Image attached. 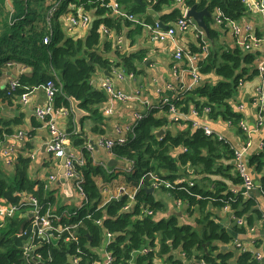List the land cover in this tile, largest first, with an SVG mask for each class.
I'll return each mask as SVG.
<instances>
[{
  "label": "trees",
  "instance_id": "1",
  "mask_svg": "<svg viewBox=\"0 0 264 264\" xmlns=\"http://www.w3.org/2000/svg\"><path fill=\"white\" fill-rule=\"evenodd\" d=\"M3 1L4 5L0 6V64L8 54H17L19 61L28 64L31 71L21 72L17 76V87L10 94L9 86L4 89L0 87V98L13 101L20 95L45 84L54 78L50 71L53 67L59 76V81L56 80L57 86L61 87V91L55 97V107L72 109L70 98H75L79 102V107L88 114L81 121L82 127L86 118H92L95 122L93 132L103 133L101 128L105 117L101 108L108 95L104 89L93 84L92 78L102 70L111 74L112 69L118 66H123L128 73L137 75L139 73L137 61L142 59L143 53L128 54L113 48L111 41L102 40L101 28L119 33L124 24L128 25L131 22L112 16L110 9L103 5L111 0H0L1 3ZM8 1L11 2L12 10L7 9ZM116 1L150 24H156V20L148 13L149 7L161 13V20L168 26L184 16L182 7L177 3L179 0H142L141 3L136 0ZM55 2L60 4L53 16L56 20V33L54 48L51 50V46L45 45L43 39L49 33V23L52 24L48 20V11ZM186 4L190 7L195 5L199 10L206 8L210 13L216 12L225 23L238 21L248 12L242 0H186ZM79 8L90 15L88 33L85 37H75L69 33L70 29L60 19L67 12L76 15ZM211 20V16H207L209 35L214 40L213 48L209 49L207 57L199 62L203 84L196 93L202 100L195 101V98L190 96L175 100V103L185 112H189L192 105L200 111L207 106L211 109L209 115L212 118H224L236 123L244 114L235 107L233 98L239 90L241 80L244 82L249 75H259L256 69L258 54L250 50L247 52L240 47L220 49L216 41L218 33L210 27ZM136 25L137 31H141L142 25ZM112 48L117 51L114 60L105 55L109 51L112 52ZM212 74L218 77L214 84L204 80ZM168 109L167 106L161 112L155 109L148 114L136 127L134 139L125 145H116L113 150L118 157H128L135 161L134 172L127 174L128 179L132 181H138L147 171H156L160 176L170 180L179 177L194 180L195 185L188 190L175 189L172 194L174 198L189 201L188 211L195 206L200 209L198 227L181 224L176 215L161 219L152 216L136 218L138 208L133 212L122 211L124 199H113L103 204V193L97 184L96 176H105L106 173L104 169L94 165L92 155L83 148L87 163L81 170L85 174L84 187L91 204L82 208L79 215L63 217L59 221L63 225H76L72 231L77 239L65 241V238L69 239L71 231H66L56 243L39 235L35 231L31 217L17 216L29 206L23 205L0 227V264H39L35 260L37 253H40L43 264H73L71 255L78 253V249L82 251L83 257L80 264H89L99 258L96 249L102 244L105 230L115 235L109 249L114 252L119 264H130L133 250L144 245L155 248L157 244L160 245L158 254L167 256L169 264L187 262L178 255L179 250L185 252L189 261L203 258L208 264H229L232 253H219L213 256L212 252L219 248L215 242L228 243L233 239V235L220 225L217 217L206 211L208 204L213 203L216 207H222L223 200L233 197L234 200L230 201L231 208L237 216L246 215L248 224L252 225L255 217L264 216L255 209L256 201L253 198L246 197L243 193L234 194L228 189L227 180L235 184L243 183L238 173H231L236 167L233 162L235 149L225 140L207 135L203 129L193 128L191 125L183 131L173 133L170 130L172 121ZM23 117L24 113L13 119L0 118V142L4 136L13 134L15 126L23 122ZM76 127L75 114L72 111L66 131L69 132L70 142L74 146L84 145L88 137L84 135L83 128L75 132ZM161 129H164V134L157 137L156 132ZM263 158L264 151L253 154L250 162L262 168ZM29 160L21 158L20 168L9 179L1 177L0 170V197L8 203L20 204L23 199L21 194L28 192L34 194L45 209L48 206L53 208L52 205H59L53 192L45 189L44 183H39L36 187L35 182L29 179L27 174ZM188 168L194 169V175L188 174ZM216 176L219 178H215ZM207 181L217 184V189L207 190L203 184ZM162 191L165 192L166 189ZM262 191L264 192V183ZM137 198L139 203L144 202L156 211L164 209L163 200L157 199L155 194L145 187L138 193ZM99 219H102V224L97 223ZM30 237L32 244L28 245ZM155 256L153 250L137 257L135 264H154ZM194 261L191 264H196ZM238 264H259V261L247 250L238 259Z\"/></svg>",
  "mask_w": 264,
  "mask_h": 264
},
{
  "label": "crops",
  "instance_id": "2",
  "mask_svg": "<svg viewBox=\"0 0 264 264\" xmlns=\"http://www.w3.org/2000/svg\"><path fill=\"white\" fill-rule=\"evenodd\" d=\"M261 5V10L252 9L248 11L250 14L243 16L240 20L236 21L240 30L236 31L232 23L221 24L216 21V13H211L212 20L210 27L217 31L218 37L216 41L220 49H234L240 47L245 51V43L249 42L253 37H257L260 41L258 47L251 49L258 54V57L264 56V0H258ZM182 7L183 14L190 6L186 4V0H179L177 2ZM72 15L71 12L63 14L60 19L66 27L70 30L71 34L75 37H85L88 33V26L86 27H73L68 20ZM145 18V17H144ZM206 28L200 27L195 21V25L191 26L186 31L177 30L173 38L165 41L155 40L149 36L147 29L141 26V31H137L138 25L130 23L124 24L121 32L117 33L114 30H106L102 27V40L111 41L113 48L122 53H143L142 59L137 61V68L139 73L134 75L128 73L124 67L121 71H125L123 79L117 76L110 75L114 86L126 93L136 94L137 98L128 101H118L115 104V111L112 116H108L103 121V133L93 132L92 128L95 122L92 118H86L83 123V132L89 141H94L95 144L99 137L105 136L113 139L121 137H131L130 129L135 119L136 113H146L149 106L163 110L162 100L166 97H194L195 101L202 100L201 96L196 93L202 82L195 83L191 73V64L186 57L176 59L174 54L177 48L184 47L194 52L200 51L202 41L207 43L210 50L213 48L214 40L209 35V25L207 24V15L204 17ZM147 21V20H146ZM145 21V22H146ZM203 32L202 38L199 36ZM112 48V49H113ZM117 51L113 49L112 52H107L105 55L110 60L117 57ZM1 76L0 87L4 89L7 83L14 77H17L21 72H30L31 67L28 64L22 63L18 59L17 54H8L4 61L0 64ZM251 70V69H250ZM250 77L240 85L239 90L233 98L234 105L237 109L241 110L244 116L241 118L251 130L252 145L248 149L244 164L252 181L253 187L248 190L247 195L243 193V184H235L231 180H227L228 189L234 194L243 193L246 197L253 198L256 201L255 209L262 212L264 216V192L262 191L264 183V163L262 168H258L257 164H251L250 157L253 154H259L264 151V123L261 127L257 128L258 111L255 107L254 100L257 96V89L263 83V78L260 75H249ZM106 77L104 71H98L92 78L93 84L101 88V82ZM204 80L214 84L218 77L215 74L208 75ZM191 87V88H189ZM47 101L46 91L44 84L34 88L29 92L28 104L24 105L20 98L10 101L9 99L0 98V118L13 119L19 117L24 113L23 122L15 126L13 134L4 136L3 141L0 142V170L1 177L11 178L16 171L20 168L21 158L30 159L27 165V174L31 181L35 182L36 187L39 183H44L47 191H52L59 205H52L56 212H62L64 209L73 211L79 208L80 201L77 193L68 189V181L61 173L62 158H49L47 150L48 143L51 140V133L45 121L39 119L32 113L34 108L38 105H43ZM195 105H192L193 108ZM194 119L202 125H207L215 131L222 134L224 140L231 145L233 149H241L247 140L246 133L239 127V121L234 123L224 118H212L209 114L203 113ZM88 115V114H87ZM38 122V125L36 123ZM55 122L62 128H68V119L63 115H57ZM36 125V126H35ZM97 126V125H96ZM187 128L185 123H170V130L173 133L183 131ZM31 131L28 139L20 140L16 137L15 133L19 130ZM70 139V138H69ZM87 142V140H86ZM85 142V143H86ZM85 145V144H84ZM84 145L74 146L71 142L68 145L72 153L80 155L83 153ZM263 146V147H262ZM93 155V163L96 167L104 169L106 175L96 176L97 184L101 191L106 186L107 190L103 193L102 202L107 200L111 194H116L114 183L119 179L122 174L118 168L123 166L119 163L110 165L111 160H115L109 151L102 146H95L90 152ZM12 157V163L8 160ZM264 160V158H263ZM231 173H238L235 167ZM51 174L57 175L56 181H50ZM65 175V174H64ZM194 175V174H191ZM219 178V177H215ZM224 180L223 177H220ZM208 190L217 189V184L214 182L203 183ZM155 196L165 203L164 209L158 211L155 218H167L176 215L181 224H190L193 227H198L197 220L200 216V209L194 207L191 211H184L175 201L168 197L162 191H155ZM0 199H3L0 197ZM207 212H211L213 216L217 217L220 225L225 227L233 239L228 243L215 242L219 246L218 250L212 252L213 256L219 253H232V258L228 261L229 264H238V259L245 251H250L253 256L260 253L264 258V224L263 218H254L255 221L252 225L248 224L247 216H243L245 223L243 226H238L234 219V212L229 207H216L213 203H209ZM33 211L29 205L25 210L17 214L19 217L32 218ZM241 229V230H239ZM32 248H30L31 251ZM160 245L155 247L154 264H169L168 257L159 255ZM101 254L100 251H98ZM202 254V252H199ZM199 258L190 260L198 264ZM190 263V264H191ZM264 264V260L259 262Z\"/></svg>",
  "mask_w": 264,
  "mask_h": 264
},
{
  "label": "built area",
  "instance_id": "3",
  "mask_svg": "<svg viewBox=\"0 0 264 264\" xmlns=\"http://www.w3.org/2000/svg\"><path fill=\"white\" fill-rule=\"evenodd\" d=\"M244 4L246 5L248 11H251L252 9L255 10H261L262 7L259 4L258 0H242ZM59 2H55L51 9L48 11V14L51 15V18L49 21L52 20L53 16L56 14L58 8H59ZM103 5H106L110 9V12L113 17L119 18L123 21H129L131 23L140 24L144 26L149 36L155 40H161L165 41L169 38H173L176 34V31L179 29L181 31H186L191 26L195 25V21L193 18L187 16V10L183 14L184 16L182 18H179L174 24H171L167 29L162 28L159 26V24L156 22V24H150L146 23L143 19L139 18L136 14L128 11L127 9L123 8L116 0H111L109 3H105ZM216 13V12H215ZM216 21L221 24H229L233 23V27H235L236 31L240 30V26H237V22H227L225 23L224 20L220 17L218 13H216L215 17ZM69 22L72 26L77 27H86L89 25L90 22V15L85 13L82 8L78 9V12L76 15L72 14L68 17ZM49 33L46 35L43 39V42L48 47L52 46L54 43L53 38V28L52 24L49 23ZM107 29L105 28V31ZM203 32H200V37L202 38ZM260 44V41L257 37H253L249 42L245 43L246 49H253L255 47H258ZM209 45L202 41V46L200 51H192L190 49H185L184 47H179L175 51V58L176 59H182L183 57H186L189 63L191 64V73L193 76V80L195 83L199 84L203 81L202 75L200 73V67L199 62L207 57L209 54ZM256 69L259 72V75L263 78V83L258 86L257 89V96L255 98L256 102V109L258 111V122H257V128L261 127L264 123V56H261L256 61ZM122 66L114 67L112 69L111 74L114 76H117L120 79H123L125 76V71H121ZM51 74L54 76L53 79L48 80L44 86L46 91V97L47 101L43 105H38L34 108V115L38 117L39 119L46 122L49 131L51 133V140L48 143L47 150L49 152V158H62L66 155V149L69 148L70 139H69V132L66 131V129H62L56 122L55 117L57 115H63L67 119L69 118L72 109H69L67 107H55V97L59 91H61V87L57 86L56 80L59 81V76L56 72V70L51 67L50 69ZM18 84V77L12 78L8 83L7 86H9L10 91H8V94L11 93V91H14ZM243 84V80H241L240 85ZM101 88L104 89L108 95L107 100L102 105V112L103 116L107 118L108 116H112L115 111V104L118 101H128L137 98L136 94H129L126 92H123L119 89H117L111 78L109 76H106L102 82H101ZM191 88V87H189ZM21 96V102L26 105L28 104V98L29 93H24ZM181 97L173 98V97H166L162 100V108L169 107L168 113L170 115L172 122L177 123H185L188 125H191L193 128H201L205 131L207 135L211 136H217L219 139H223L222 135L212 129L211 127L207 125H202L200 122L195 120V117L200 116L201 112L200 110L194 106L191 108L189 112L182 111L179 109L175 103V100H180ZM155 110L154 107L149 106V109L146 113H136L135 119L133 121L132 127L130 129L131 137H121L118 139H113L105 136H101L98 138L96 145L105 147L111 156L113 158L118 159L123 166L119 167L118 170L122 173L119 179L114 183L116 188V194L111 196L102 202L103 204L110 202L113 199H124V205L122 208V211H130L133 212L135 208H138L139 212L136 216V218L142 219L146 216H152L156 217L158 211L153 209L150 205L145 204L144 202L139 203L137 195L141 191L142 188H153L154 192L159 190L162 191L164 188L166 189L165 193L167 196L171 197L177 205H179L181 208L188 209L190 207V203L188 200L185 199H178L174 198L172 191L175 189H185L188 190L189 187H192L195 185V181L188 178V177H179L174 180H170L167 178H164L159 175L156 171H147L145 172L138 181H132L128 179L127 174L133 173L136 167V163L133 159H130L128 157H118L115 155L114 147L116 145H125L134 137L136 136V127L139 125L142 119L146 117L148 114L153 112ZM203 113H211L210 107L205 106L202 110ZM239 127L246 133L247 140L244 143L243 147L241 149H235L234 150V157L233 162L236 165L238 174L243 179V187L246 188V191L243 192L247 195L248 190L251 189L253 185V181L246 170V166L244 164V158L248 151V149L251 147V130L247 127L245 122L243 120H239ZM75 132L79 130L78 127L75 128ZM31 131L28 130H19L15 133L16 137L20 140L28 139L30 137ZM2 146L0 145V148ZM94 144H92L89 140L84 145V149H87L89 152H91L94 149ZM263 147V146H262ZM264 148V147H263ZM93 156V155H92ZM9 163H12V157L8 160ZM86 155L84 153L80 155H75L74 153H71L67 156L66 163L64 164L65 167V177L68 181V189L72 190L77 193V197L80 201L79 208L73 211H67L64 209L62 212H56L53 210L51 206H48L46 209L44 208L43 204H40L38 198L32 194V193H23L21 194L23 196L22 202L20 204H14V203H8L5 200L0 199V227L5 224L6 220L8 218L13 217L23 205H30L32 207L33 215V223L35 227V231L39 235H43L47 239H61L63 237V234L67 231H71L69 235V239L65 238V241H70L72 239L76 240V234L72 229L76 227V225H63L60 224L59 221L63 219V217H72L75 215H79L80 210L84 207H87L91 204L90 197L88 193L85 191L84 183H85V174L81 170L86 165ZM188 174H194V169L188 168L187 169ZM50 181H56L57 175L51 174L49 177ZM107 190V187L105 186L102 189V193ZM198 198H202L200 195L194 194ZM234 200L233 197H230L227 200H223L224 204L222 205L223 208H231L230 201ZM232 209V208H231ZM234 212V210L232 209ZM234 219L236 220V223L238 226H243L245 223L244 217L237 216L234 212ZM58 223H57V222ZM98 224H102V219L97 220ZM263 224H264V218H263ZM51 230L52 234H49L48 231ZM54 232L56 235H54ZM115 235H113L112 232L105 230L103 233V240L102 244L96 249V253L99 255V258L91 261L89 264H119L117 262V258L112 250L109 249V246L113 243V238ZM52 237V238H51ZM32 237H30L28 241V245L32 244ZM155 248L151 247L150 245H144L138 249L133 250L132 255L133 257L130 259V264H133V262H136V258L141 255H146L147 253L153 251ZM78 253L71 255V261L73 264H80L82 261V251L77 250ZM98 251L101 252V254L98 253ZM178 255L183 259V261H188L185 252L178 251ZM255 259H257L259 262H262L264 260L263 256L260 253H256L254 256ZM35 260L37 263L42 262L40 253H37ZM184 264H187L184 263ZM198 264H208L205 259H200Z\"/></svg>",
  "mask_w": 264,
  "mask_h": 264
},
{
  "label": "water",
  "instance_id": "4",
  "mask_svg": "<svg viewBox=\"0 0 264 264\" xmlns=\"http://www.w3.org/2000/svg\"><path fill=\"white\" fill-rule=\"evenodd\" d=\"M136 1H138V3H141L142 2V0H136ZM148 13L154 17V19L159 24V26H161L164 29H167L169 27L167 24L163 23V21L161 20V13H159L158 11H156L154 8L149 7L148 8ZM246 14L249 15L250 13L247 12ZM206 15L207 16H211V13L206 8L199 10L197 8V6L193 5V6H191L190 8L187 9V16L193 18L197 22V24L200 27H203V28H206V23H205V20H204V17ZM105 75L110 77L111 74L109 72L105 71ZM19 98L21 99V96H19ZM70 100H71V103H72V111L75 114V119H76L77 127L81 131L82 128H83L81 121L84 118V116L87 115V113L82 108L79 107V102L75 98L71 97ZM33 113H34V111H32V113H30V114H33ZM163 134H164V129L157 130V132H156L157 137H161ZM90 142L92 144H94V146L97 147V145L95 144L94 141H90ZM70 153H71L70 148H67L66 149V155L62 157V170H61V173H63V176L64 177H65V175H64L65 174L64 164L66 163L67 156ZM117 162L119 163V160L115 158V160H111L109 164L110 165H113V164H115ZM147 190L149 192H151V193H154V189L153 188H148ZM242 191L245 192L246 191V188L243 187ZM182 209H184V208L182 207ZM184 211H188V209H184ZM48 233L49 234H52V231L49 230ZM52 240H53L54 243H56L58 241L57 239H53V238H52ZM170 243H172V241H170ZM196 253H197V251L195 250L194 254H196ZM190 263H191V261L188 260L187 261V264H190ZM39 264H43V263L39 261Z\"/></svg>",
  "mask_w": 264,
  "mask_h": 264
},
{
  "label": "rangeland",
  "instance_id": "5",
  "mask_svg": "<svg viewBox=\"0 0 264 264\" xmlns=\"http://www.w3.org/2000/svg\"><path fill=\"white\" fill-rule=\"evenodd\" d=\"M4 2H5V1H3L2 3L0 2V6H3V5H4ZM10 4H11V2L8 1V2H7V9L11 8V5H10ZM11 10H12V8H11ZM50 18H51V15L48 14V19L50 20ZM54 18H55V17L52 18L51 23H52V28H53V38H54V40H55V33H56L55 24H56V20H55ZM53 44H54V43H53ZM53 48H54V46L52 45V46H51V50H53ZM254 104H255V106H256V102H255V101H254ZM120 176H121V174H120ZM8 179H9V178H8ZM162 193H163V195H164L165 192L162 191ZM165 194H166V193H165ZM66 210L69 211L68 209H66ZM180 222L183 223V221H182L181 218H180ZM133 264H135V262H133Z\"/></svg>",
  "mask_w": 264,
  "mask_h": 264
},
{
  "label": "bare ground",
  "instance_id": "6",
  "mask_svg": "<svg viewBox=\"0 0 264 264\" xmlns=\"http://www.w3.org/2000/svg\"><path fill=\"white\" fill-rule=\"evenodd\" d=\"M222 135V134H221ZM223 137V136H222Z\"/></svg>",
  "mask_w": 264,
  "mask_h": 264
}]
</instances>
